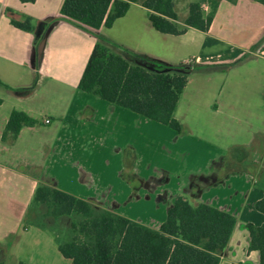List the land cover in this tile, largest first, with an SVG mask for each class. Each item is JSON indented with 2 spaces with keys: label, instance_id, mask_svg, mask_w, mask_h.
Segmentation results:
<instances>
[{
  "label": "crops",
  "instance_id": "1",
  "mask_svg": "<svg viewBox=\"0 0 264 264\" xmlns=\"http://www.w3.org/2000/svg\"><path fill=\"white\" fill-rule=\"evenodd\" d=\"M61 3L0 0V81L8 86L0 84V198L7 193L12 203L26 183L20 215L41 183L125 217L121 206L141 201L147 219L127 218L158 229L174 197L183 195L236 217L218 264H257L259 253L248 249L246 225L264 222V213L254 207L264 195V39L252 49L264 37V5L217 0L206 31L188 27L178 35L195 30L203 38L185 63L230 64L187 72L174 110L184 130L178 134L77 89L96 39L60 17ZM21 16H29L34 28L58 19L35 43L33 32L11 24ZM94 32L102 34L101 28ZM118 45L128 50V60L141 64V51ZM35 72V87L21 90ZM12 110L36 123L23 126L14 141H2ZM193 130H207V140L193 138ZM151 149L164 162H155L146 151ZM8 208L4 203L0 212ZM4 227L2 264H72L48 230L21 223Z\"/></svg>",
  "mask_w": 264,
  "mask_h": 264
},
{
  "label": "trees",
  "instance_id": "2",
  "mask_svg": "<svg viewBox=\"0 0 264 264\" xmlns=\"http://www.w3.org/2000/svg\"><path fill=\"white\" fill-rule=\"evenodd\" d=\"M216 1H209L207 13L201 7L202 0L189 3L187 14L180 21L174 0H62L60 17L92 33L96 39L77 89L183 133L174 110L187 72L225 69L230 64H184L179 67L182 71H170L155 60L132 54L145 67L128 60L124 55L128 50L94 30L112 27L131 4L140 2L151 27L159 33L178 36L188 27L206 31ZM255 1L264 5V0ZM56 19L42 22L44 30ZM10 22L21 30L34 31L29 16L11 18ZM37 79L35 72L32 83L21 90L35 87ZM0 84L6 86L1 81ZM35 123L25 112L12 110L2 141H14L23 126ZM28 205L34 212L32 224L48 230L58 251L72 264H218L236 223L234 215L207 203H193L183 195L174 197L158 229L42 183L35 187ZM254 207L264 213V195ZM246 227L248 249L257 250V264H264V222L258 226L248 223Z\"/></svg>",
  "mask_w": 264,
  "mask_h": 264
},
{
  "label": "rangeland",
  "instance_id": "3",
  "mask_svg": "<svg viewBox=\"0 0 264 264\" xmlns=\"http://www.w3.org/2000/svg\"><path fill=\"white\" fill-rule=\"evenodd\" d=\"M193 1L196 0H174V9L180 21H182L183 17L187 14L188 4ZM209 1L210 0H202V2L208 7L204 11L205 13L209 12ZM139 3L140 2L131 4L125 17L115 21L112 27L101 28L102 35L113 43L124 44L137 49L139 52L141 51L140 55L146 56L148 59L155 60L162 65L167 66L170 71H176L184 64H191V61L189 63H185V61L190 59V53H193L198 46L200 47L201 41L203 39L200 37V33L195 30H191L183 36L159 33L154 30L151 25H144L143 22L148 23L149 21L145 16L146 10L141 7ZM193 32H195L196 35H193ZM146 51H151V54H147ZM134 61L138 62L137 60ZM206 132L207 130H193L192 137L206 141L208 138ZM156 149L146 151L154 157L155 162H164L162 155L158 150L156 151ZM26 186V183L22 184V195L20 198L14 199L12 203L10 202L12 200L8 198L9 194L7 193L6 198H0V205L6 203L10 207L7 209V211L3 213L0 212V230H2L1 236L5 230L4 226H13L16 228L20 223L22 226H35L32 224L34 212L29 208L28 205L31 198H28L29 201L27 208H24L23 210L21 209L23 214L20 215V208H22V204L27 199L25 198L27 195ZM144 206L141 201H135L126 205H122L120 209H122V212H124L127 217H138V215L141 214L142 217L147 219V217H145L147 215L143 214L146 211Z\"/></svg>",
  "mask_w": 264,
  "mask_h": 264
},
{
  "label": "water",
  "instance_id": "4",
  "mask_svg": "<svg viewBox=\"0 0 264 264\" xmlns=\"http://www.w3.org/2000/svg\"><path fill=\"white\" fill-rule=\"evenodd\" d=\"M44 32V25L42 22H38L34 28L33 34H34V41H37Z\"/></svg>",
  "mask_w": 264,
  "mask_h": 264
},
{
  "label": "built area",
  "instance_id": "5",
  "mask_svg": "<svg viewBox=\"0 0 264 264\" xmlns=\"http://www.w3.org/2000/svg\"><path fill=\"white\" fill-rule=\"evenodd\" d=\"M201 7L204 11L207 9V5H205L204 3L201 5ZM45 122H48V120H45Z\"/></svg>",
  "mask_w": 264,
  "mask_h": 264
}]
</instances>
